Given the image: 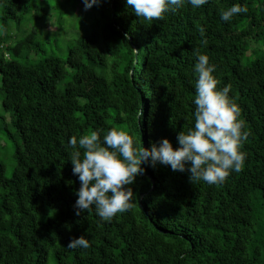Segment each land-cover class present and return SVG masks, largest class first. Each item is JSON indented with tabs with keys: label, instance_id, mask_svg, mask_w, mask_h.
I'll list each match as a JSON object with an SVG mask.
<instances>
[{
	"label": "trees",
	"instance_id": "trees-1",
	"mask_svg": "<svg viewBox=\"0 0 264 264\" xmlns=\"http://www.w3.org/2000/svg\"><path fill=\"white\" fill-rule=\"evenodd\" d=\"M49 2L0 0V24L43 20ZM235 3L248 12L224 21L221 10ZM94 8L66 58L46 55L39 26L23 36L0 31L2 131L19 140L10 178L0 162V264H264V53L242 62L260 50L264 7L186 2L153 20L127 0ZM196 48L242 109L250 132L242 171L193 184L187 171L146 164L132 209L110 222L94 207L77 215L70 138L115 127L145 147L162 138L178 147L177 134L195 123ZM82 235L89 248H67Z\"/></svg>",
	"mask_w": 264,
	"mask_h": 264
},
{
	"label": "clouds",
	"instance_id": "clouds-1",
	"mask_svg": "<svg viewBox=\"0 0 264 264\" xmlns=\"http://www.w3.org/2000/svg\"><path fill=\"white\" fill-rule=\"evenodd\" d=\"M186 2L195 9L208 0H127V5L139 18L153 20L183 8ZM101 3L102 0H84L85 10ZM247 12V4L235 3L222 9L221 17L230 22L234 16ZM194 52L195 123L177 134L178 147L168 138L145 147L132 134L115 127L107 130L103 138L100 130L70 138L73 173L81 182L76 193L77 215L94 207L98 216L110 222L118 213L132 209L136 196L133 185L147 171L146 164L162 163L174 171H187L193 184H221L232 172L242 171L247 157L243 147L250 135L242 109L230 95L231 83L219 87L217 65L210 62L209 55L199 48ZM90 246L89 238L82 235L73 238L67 248Z\"/></svg>",
	"mask_w": 264,
	"mask_h": 264
},
{
	"label": "rangeland",
	"instance_id": "rangeland-1",
	"mask_svg": "<svg viewBox=\"0 0 264 264\" xmlns=\"http://www.w3.org/2000/svg\"><path fill=\"white\" fill-rule=\"evenodd\" d=\"M39 6H41L40 2ZM255 7H264V0H255ZM5 8L6 6L3 3H0V22L3 19ZM93 11H95L94 6L90 10H85L84 0H82L80 4L75 7H71L69 4L67 5L65 0H50L47 14L43 20L30 22L25 19L22 24L11 22L6 26L7 32L10 34L14 31L13 33H18L23 36L25 32H32L34 28L39 26L38 36L43 38L40 40L43 43L46 55L66 58L73 39L77 38L81 32L83 34L85 29L84 25L89 22V17L87 16L93 13ZM63 12H65V14H63ZM18 14L21 13L18 12ZM62 15H64V18L62 19V23L64 25L62 24L61 28L59 25V19ZM6 27L5 25L0 24V31L3 33L6 32ZM259 45L260 50L257 54H246L242 60L244 64H249L253 59H256L264 53V40H261ZM256 47L259 46L252 43V48L254 49ZM1 99L2 96L0 95V100ZM6 120L9 121V116L6 117ZM4 124L0 102V162L5 165L6 177L10 178L15 169L14 152L15 146L19 140L15 138L8 139L7 136H5L6 132L4 133L2 131Z\"/></svg>",
	"mask_w": 264,
	"mask_h": 264
}]
</instances>
